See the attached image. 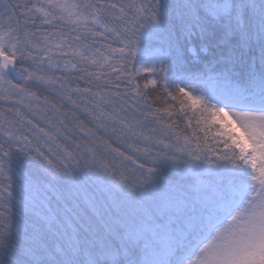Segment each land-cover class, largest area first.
<instances>
[{
	"label": "snow or ice",
	"instance_id": "obj_1",
	"mask_svg": "<svg viewBox=\"0 0 264 264\" xmlns=\"http://www.w3.org/2000/svg\"><path fill=\"white\" fill-rule=\"evenodd\" d=\"M0 264H264V0H0Z\"/></svg>",
	"mask_w": 264,
	"mask_h": 264
}]
</instances>
